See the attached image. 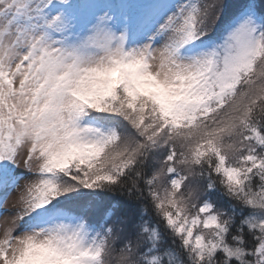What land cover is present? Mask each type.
<instances>
[{"label":"snow or ice","instance_id":"obj_1","mask_svg":"<svg viewBox=\"0 0 264 264\" xmlns=\"http://www.w3.org/2000/svg\"><path fill=\"white\" fill-rule=\"evenodd\" d=\"M0 264H264V0H0Z\"/></svg>","mask_w":264,"mask_h":264},{"label":"rangeland","instance_id":"obj_2","mask_svg":"<svg viewBox=\"0 0 264 264\" xmlns=\"http://www.w3.org/2000/svg\"><path fill=\"white\" fill-rule=\"evenodd\" d=\"M15 197H13V199H14ZM11 207H12V204H11V202L9 203V209H11Z\"/></svg>","mask_w":264,"mask_h":264}]
</instances>
